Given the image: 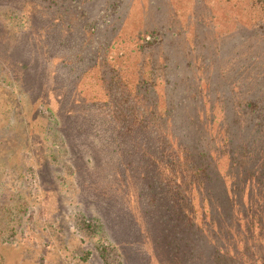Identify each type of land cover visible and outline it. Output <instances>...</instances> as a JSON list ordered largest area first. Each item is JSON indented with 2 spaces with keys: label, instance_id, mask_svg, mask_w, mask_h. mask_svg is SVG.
I'll return each mask as SVG.
<instances>
[{
  "label": "rangeland",
  "instance_id": "1",
  "mask_svg": "<svg viewBox=\"0 0 264 264\" xmlns=\"http://www.w3.org/2000/svg\"><path fill=\"white\" fill-rule=\"evenodd\" d=\"M73 7L51 22L40 0H0V264H216V234L202 228L195 194V221L205 230L197 228L200 237L192 233L199 244L192 250V234L179 240L171 220L178 208L184 211L177 198L187 196L179 171L173 172L176 184L167 179V167L137 163L135 152L125 155L132 137L119 135L114 111L124 103L121 115L134 118L140 77L147 79L157 55L147 44L151 30L174 41L173 60L184 64L183 75L196 77L185 63L202 41L210 47L242 41L240 34L264 23V3L78 0ZM101 26L109 29L95 38L92 28ZM83 57L77 70L66 71L67 60ZM155 89L162 105L164 83ZM215 114L214 124H199L200 144L211 152L218 140ZM212 155L225 176L227 157ZM165 206L168 223L161 222L170 216ZM231 234L241 242L235 229ZM222 235L225 251L232 241Z\"/></svg>",
  "mask_w": 264,
  "mask_h": 264
},
{
  "label": "trees",
  "instance_id": "2",
  "mask_svg": "<svg viewBox=\"0 0 264 264\" xmlns=\"http://www.w3.org/2000/svg\"><path fill=\"white\" fill-rule=\"evenodd\" d=\"M77 1L40 0L42 8L47 10L42 15L56 22L60 15L66 17L72 12ZM259 1L264 3V0ZM261 24L247 36L240 34L242 41L239 42L217 41L210 47L202 41L195 59L185 63L196 68L198 77L183 75L181 66L184 64L174 61L171 55L174 41L168 42L166 33L160 30H151L149 36L153 39L147 44H151L157 55L152 60L147 79L140 77L135 92L137 105L132 111L134 118L127 120L121 115L124 103L114 111L119 135L132 137L131 147L125 155L135 152L138 156L133 161H145L148 166L161 164L169 170L167 179L178 184L173 172L179 171L178 180H183L182 187L187 196L178 197L177 204L180 207L181 203L184 211L178 208L173 219L170 207L165 206L170 216L167 214L161 222L168 223L171 217L173 224L170 223L179 240L192 233L199 236L195 232L199 227L191 197L194 193L202 214V228L216 234L214 252H219L214 259L216 264H264V23ZM107 29L109 26L93 27L92 34L97 38ZM87 46L90 50L92 42ZM84 60L85 57L78 61L67 60L72 66L67 65L66 71L77 70ZM64 68L59 65L56 71L64 75ZM30 71L29 63L24 75ZM158 81L164 83L162 105L155 89ZM186 84L190 92L186 90ZM49 108L50 103L45 102L42 110ZM216 111L220 115L218 140L213 143L215 149L211 152L200 144L199 124L202 120L208 125L214 124ZM53 112L56 119L62 118V113ZM68 112L77 115L72 110ZM163 132L165 136L161 135ZM215 152L227 157L225 176L213 158ZM177 194L179 196V192ZM152 203L154 206L155 202ZM85 217L81 218L83 225L87 224ZM223 220L231 223L224 226ZM234 229L242 236L241 242L234 240L233 234L229 235ZM194 234L189 241L192 250L199 248ZM222 234L232 241L225 251L220 248Z\"/></svg>",
  "mask_w": 264,
  "mask_h": 264
}]
</instances>
